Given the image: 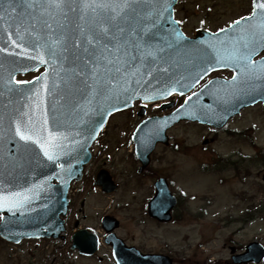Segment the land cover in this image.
<instances>
[{"label":"rangeland","instance_id":"1","mask_svg":"<svg viewBox=\"0 0 264 264\" xmlns=\"http://www.w3.org/2000/svg\"><path fill=\"white\" fill-rule=\"evenodd\" d=\"M250 12L251 0H179L174 8L175 19L181 21L187 37L197 29L215 33ZM35 75L17 79L29 80ZM214 77L227 79L231 73L218 71L208 76ZM182 101L183 97L167 100L174 107ZM152 109L156 110L149 111ZM139 120L132 111L114 115L94 144L86 171L106 170L119 190L108 197L89 196L84 206L88 217L110 212L132 222L136 236L149 239L153 234L154 244L163 235L169 243L185 237L186 249L195 248L194 255L186 253V264H231L232 247L253 239L264 244V155L258 152L264 146V107L258 104L242 110L221 130L187 122L174 125L166 133L169 145L156 146L149 170L140 176L129 141ZM158 177H164L171 193L182 200L184 226L156 229L146 221L142 206ZM188 255L193 259L189 261ZM67 259H54L45 245L10 246L0 239V264H67Z\"/></svg>","mask_w":264,"mask_h":264},{"label":"water","instance_id":"2","mask_svg":"<svg viewBox=\"0 0 264 264\" xmlns=\"http://www.w3.org/2000/svg\"><path fill=\"white\" fill-rule=\"evenodd\" d=\"M177 0H170L174 7ZM255 0H252V10ZM173 7L170 11L173 18ZM169 11L163 13L161 23L165 26L178 28L179 25H173L171 19H168ZM5 22L0 20V47L13 48L10 44L8 32H12L11 39H17L16 26L5 29ZM29 28L31 32L39 33L47 39L48 29L42 27L40 23H24L21 31ZM209 33L205 30L195 31L193 37L188 38L184 34L181 44L167 50V56L170 57L169 72L163 75L157 74L152 77H131L130 87L126 93L121 91L124 86L123 80L116 85L120 92L118 97L104 99L97 98L90 105L93 111L89 116L84 117V123L80 122V116L73 115L66 103V87L63 80L65 76L61 66L69 67L62 59V55L57 50V58L48 55L47 49L36 47L43 40H35L36 44L25 43L26 47L31 49L30 55L35 56L44 52L48 64L40 63L38 60L30 59L28 56L8 55L0 51V191H21L33 188L36 193L31 201L21 209H0V237L18 242L24 238H38L41 236H51L59 222V216L65 213L66 193L69 183L72 180H79L83 167L90 160V146L96 139L98 133L105 124L107 118L118 111L128 109L136 100L142 103L157 102L167 99L172 94L185 95L202 81L209 73L228 69L236 75L234 66L213 65V68L207 74L201 73L197 79L192 76L198 71L193 64L188 63L193 59L194 53L189 50L197 46H203L202 42L209 39ZM218 34V32H217ZM58 38V34H57ZM50 43V41H49ZM20 52L22 49H13ZM264 48H257L252 56L255 58ZM72 49H69L67 55H71ZM57 59L60 63H57ZM264 57L255 60L259 63ZM39 68L44 71L39 77L47 76V93L44 92L43 85L45 80L36 79L28 83L16 84L14 79L19 74H27ZM232 76V77H233ZM13 79L11 85L7 81ZM139 81V83H137ZM232 78L223 80L214 78L191 95L185 102L171 114L149 119L141 123L132 139L135 143V154L140 161L141 169L149 163V156L157 143H166L167 137L165 131L173 124L181 121H191L214 127L222 128L226 122L239 113L245 107L252 106L258 102L264 105V90L237 85L231 86ZM7 85V86H6ZM171 87H176L177 91L170 92L163 97L159 96L160 91L166 93ZM11 88L12 91H8ZM40 91L41 112H37L34 101L37 97L34 95ZM145 95H153L155 99L145 100ZM32 96V99H28ZM169 105H163L161 109H167ZM31 109L34 119H41L43 110H47L46 117L48 129L54 133H64L68 139L64 143V151L59 155L56 162L50 161L43 154V150L35 143H28L15 135V119L19 113ZM115 109V111L113 110ZM111 113V114H110ZM102 125V126H101ZM80 133V135H76ZM64 165L63 168L60 165ZM103 176H105L103 178ZM97 184L104 193H111L115 190V185L105 174H99ZM56 180L57 184H52ZM264 181V176H263ZM38 185H42L37 187ZM156 195L149 203V212L154 217L160 216L157 211L165 213L169 208L166 202L169 199L173 202L167 191L164 180H160L155 185ZM163 210V211H162ZM45 230V232H43ZM251 245L246 248L247 252L238 259L241 263L253 261L260 262L264 258L263 249H253Z\"/></svg>","mask_w":264,"mask_h":264},{"label":"snow or ice","instance_id":"3","mask_svg":"<svg viewBox=\"0 0 264 264\" xmlns=\"http://www.w3.org/2000/svg\"><path fill=\"white\" fill-rule=\"evenodd\" d=\"M172 7L170 0H0V20L5 22V29L14 24L15 34L21 41L18 43L17 39H11L13 33L8 32L13 48L0 47V51L48 64L44 52L30 55L31 49L25 43L36 44L31 40L32 36L44 41L36 47L47 49L52 58H57L59 50L63 61L70 65L67 68L61 66L65 73L67 106L73 115L80 116L82 112L80 122L84 123V117L93 111L90 105L95 99L119 96L116 85L121 80L124 83L121 91L126 93L131 84L129 76L155 78L157 74L169 72L171 65L167 50L177 45L184 47L181 44L183 33L161 23L163 13ZM168 19L173 25L181 23L171 17L170 11ZM24 23H40L48 29L47 39L29 28L21 31ZM202 45L189 50L194 56L188 63L199 69L192 76L193 80L201 73L210 72L213 65L227 64L234 66L236 71L231 82L233 88L244 85L253 90H264V60L257 63L252 59L257 48H264V0H255L249 15L232 20L227 27L219 28L218 34L210 32L209 39ZM69 49H72L70 56L66 54ZM57 63H60L59 59ZM13 79H9L7 85H11ZM41 79L45 80L43 89L47 93V76L36 77L37 81ZM15 83L25 82L16 80ZM175 91L177 88L171 87L167 93L160 91L158 95L163 97ZM34 95L37 97L35 108L39 113L40 91ZM143 99L153 100L155 96L145 95ZM46 115V109L39 120L34 119L31 109L19 113L14 117V132L21 140L39 145L44 156L56 162L68 137L64 133L50 131L43 118ZM35 194L33 188L0 191V209L24 208Z\"/></svg>","mask_w":264,"mask_h":264},{"label":"flooded vegetation","instance_id":"4","mask_svg":"<svg viewBox=\"0 0 264 264\" xmlns=\"http://www.w3.org/2000/svg\"><path fill=\"white\" fill-rule=\"evenodd\" d=\"M140 104L134 103L130 111L137 112ZM146 107L144 117L158 115L157 110L149 111ZM134 127H132L133 129ZM259 154L264 155V146L258 149ZM136 160V159H135ZM136 167V174L141 175L149 170L150 165L138 172L139 163ZM101 172V169L89 174L86 169L81 180L77 183H72L67 195L68 203L66 213L62 220V226L57 230L55 237L43 238L39 240H24L17 245L6 243L10 246H19L26 242H34L38 247L45 245L49 248V254L55 259L57 256L66 257L67 264H186V253L192 252L195 254V248L186 249V238L182 237L177 242L169 243L166 236H160L155 240L157 244L152 242L154 235L151 234L149 239L147 235L140 237L133 234L132 222L122 221L110 212H105L101 215H95L90 218L84 211L86 199L93 195L108 197L118 192L119 186L111 194H105L101 188L95 186L96 176ZM102 174V173H101ZM264 174V171L262 175ZM164 178V177H162ZM156 179H159L156 178ZM166 180V179H165ZM167 182V181H166ZM155 183V181H154ZM154 183L151 184V193L147 197L142 213L146 217V221L152 227L159 229L162 227H175L178 224L184 226L186 209L182 200L173 195V202L169 199L166 202L170 205L165 213L157 211L160 216L154 217L148 212L149 202L155 196ZM171 192V191H170ZM163 211V210H162ZM194 217L193 214H191ZM193 220V219H192ZM141 224V222H140ZM135 225H138L135 223ZM147 230L146 233H148ZM264 244L258 240H248L245 244L237 248H231L230 262L236 255L244 252L245 247L250 244ZM147 259H142V258ZM193 257L188 255L190 261ZM264 260L259 263L263 264ZM247 264H256L247 263Z\"/></svg>","mask_w":264,"mask_h":264}]
</instances>
